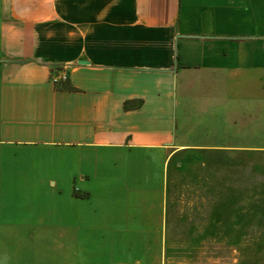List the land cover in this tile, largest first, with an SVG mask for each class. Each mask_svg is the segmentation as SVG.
<instances>
[{"label": "crops", "instance_id": "crops-1", "mask_svg": "<svg viewBox=\"0 0 264 264\" xmlns=\"http://www.w3.org/2000/svg\"><path fill=\"white\" fill-rule=\"evenodd\" d=\"M192 97L264 99V0H0V264H44V227L75 242L123 160L167 167Z\"/></svg>", "mask_w": 264, "mask_h": 264}, {"label": "rangeland", "instance_id": "rangeland-1", "mask_svg": "<svg viewBox=\"0 0 264 264\" xmlns=\"http://www.w3.org/2000/svg\"><path fill=\"white\" fill-rule=\"evenodd\" d=\"M199 103L180 104L167 167L146 150L150 161L121 164L137 179L117 186L110 173L79 201L99 208L75 227V242L44 227V264H264V99Z\"/></svg>", "mask_w": 264, "mask_h": 264}, {"label": "built area", "instance_id": "built-area-1", "mask_svg": "<svg viewBox=\"0 0 264 264\" xmlns=\"http://www.w3.org/2000/svg\"><path fill=\"white\" fill-rule=\"evenodd\" d=\"M69 66L70 63H61L52 66L49 73L50 81L55 85L65 82L68 79Z\"/></svg>", "mask_w": 264, "mask_h": 264}, {"label": "water", "instance_id": "water-1", "mask_svg": "<svg viewBox=\"0 0 264 264\" xmlns=\"http://www.w3.org/2000/svg\"><path fill=\"white\" fill-rule=\"evenodd\" d=\"M78 62L84 63V62H87V60H85V59H79Z\"/></svg>", "mask_w": 264, "mask_h": 264}]
</instances>
